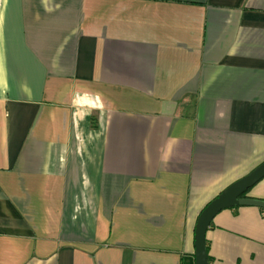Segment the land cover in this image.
Masks as SVG:
<instances>
[{
	"label": "crops",
	"instance_id": "0c3cea01",
	"mask_svg": "<svg viewBox=\"0 0 264 264\" xmlns=\"http://www.w3.org/2000/svg\"><path fill=\"white\" fill-rule=\"evenodd\" d=\"M263 160L264 0H0V264H195ZM205 241L264 264V209Z\"/></svg>",
	"mask_w": 264,
	"mask_h": 264
},
{
	"label": "water",
	"instance_id": "95a60500",
	"mask_svg": "<svg viewBox=\"0 0 264 264\" xmlns=\"http://www.w3.org/2000/svg\"><path fill=\"white\" fill-rule=\"evenodd\" d=\"M264 177V160L247 174L226 186L210 200L197 216L194 227L195 264H209L206 252L205 233L213 217L222 209L250 205L264 209V200L247 196V191Z\"/></svg>",
	"mask_w": 264,
	"mask_h": 264
},
{
	"label": "trees",
	"instance_id": "16d2710c",
	"mask_svg": "<svg viewBox=\"0 0 264 264\" xmlns=\"http://www.w3.org/2000/svg\"><path fill=\"white\" fill-rule=\"evenodd\" d=\"M207 259H208V256H207Z\"/></svg>",
	"mask_w": 264,
	"mask_h": 264
}]
</instances>
